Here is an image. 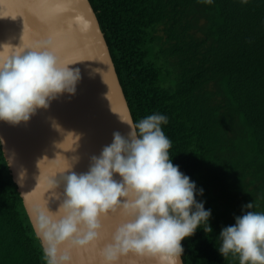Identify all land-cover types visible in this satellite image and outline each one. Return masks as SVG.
Returning a JSON list of instances; mask_svg holds the SVG:
<instances>
[{"label": "trees", "instance_id": "1", "mask_svg": "<svg viewBox=\"0 0 264 264\" xmlns=\"http://www.w3.org/2000/svg\"><path fill=\"white\" fill-rule=\"evenodd\" d=\"M89 1L133 121L168 117L170 158L212 210L184 264H239L218 235L242 206L264 212V0ZM0 264H45L1 144Z\"/></svg>", "mask_w": 264, "mask_h": 264}, {"label": "clouds", "instance_id": "2", "mask_svg": "<svg viewBox=\"0 0 264 264\" xmlns=\"http://www.w3.org/2000/svg\"><path fill=\"white\" fill-rule=\"evenodd\" d=\"M212 3V0H203ZM89 23L72 17L69 30L87 32ZM78 61L62 59L53 41L36 46L0 45V122L27 123L60 96L76 93L81 80ZM126 135L116 131L100 154L92 155L86 172L69 166L45 177L47 190L62 186L56 211L32 206L30 222L45 264H73L70 252L95 246L101 240V217L118 213L120 222L108 242L98 249L99 264H121L130 254L138 264H183L182 241L198 229L213 231L212 210L205 207L204 189L173 163L170 139L162 125L168 117L153 113L133 121ZM0 137V144H3ZM242 206L234 223L221 228L219 254L239 264H264V212ZM62 246H64L62 250Z\"/></svg>", "mask_w": 264, "mask_h": 264}, {"label": "water", "instance_id": "3", "mask_svg": "<svg viewBox=\"0 0 264 264\" xmlns=\"http://www.w3.org/2000/svg\"><path fill=\"white\" fill-rule=\"evenodd\" d=\"M33 1L0 0V45L34 47L51 40L62 59L78 61L69 67L80 69L81 80L74 95L60 96L29 122L16 126L0 122L2 152L29 220L32 206H49L52 211L59 206L53 193L62 194V186L48 191L45 177L69 166L74 157L79 159L72 171L86 172L90 157L111 143L114 132L126 135L129 131L121 119L127 115L133 120L90 1ZM74 16L88 21L87 32L68 29ZM83 54L88 60L83 61ZM120 219L118 213L102 216L101 240L95 246L72 250L73 263L99 264L95 262L98 249L108 242ZM121 264H138V258L130 254Z\"/></svg>", "mask_w": 264, "mask_h": 264}, {"label": "bare ground", "instance_id": "4", "mask_svg": "<svg viewBox=\"0 0 264 264\" xmlns=\"http://www.w3.org/2000/svg\"><path fill=\"white\" fill-rule=\"evenodd\" d=\"M32 1H33V0H32ZM32 3L34 4V1L31 2L30 4H32ZM14 131H15V130H14ZM8 138H9V137H8ZM9 141H11V142L14 141V138H9ZM95 262L99 263V258L96 259ZM73 264H78V263H73Z\"/></svg>", "mask_w": 264, "mask_h": 264}, {"label": "snow or ice", "instance_id": "5", "mask_svg": "<svg viewBox=\"0 0 264 264\" xmlns=\"http://www.w3.org/2000/svg\"><path fill=\"white\" fill-rule=\"evenodd\" d=\"M83 55H84V54H83ZM84 56H85V58L83 59V61H84V60H88V59L86 58V55H84Z\"/></svg>", "mask_w": 264, "mask_h": 264}]
</instances>
